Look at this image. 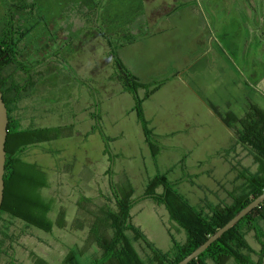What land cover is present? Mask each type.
I'll use <instances>...</instances> for the list:
<instances>
[{"label":"rangeland","instance_id":"1","mask_svg":"<svg viewBox=\"0 0 264 264\" xmlns=\"http://www.w3.org/2000/svg\"><path fill=\"white\" fill-rule=\"evenodd\" d=\"M18 1L0 0V20L6 15L8 4ZM39 1L46 9L36 8L35 16H43L45 22H41L25 37L21 61L29 69L32 68L33 73L38 72L37 77L40 80L29 98L20 104V112L23 113L21 123L23 127L60 125L59 131L64 134L59 143L62 149L59 166L57 164L55 172H45L41 175L48 185L40 188L39 192L47 200H52L53 208L49 217L53 221L58 219L60 209L65 210L66 225L59 227L55 223L52 231L48 232L6 216L11 224L9 237H5L1 247L0 264H39V258L46 264H61L70 248L78 246L83 249L88 245V227L75 229L73 224L78 212V199L84 195L91 197L98 204L106 199L113 204L111 184L121 179L126 180L125 177L134 187V203L131 208L133 223L156 247L162 251L170 250L173 238L183 241L185 231L170 220L164 205L145 197L149 179L158 172L166 173L169 180L177 184V190L191 204L209 211L210 204L231 202L236 187L242 183L240 174L256 171L259 163H256L250 150L242 145V148H237L238 156H232V150L227 151L232 153L227 162H220L216 156L212 157L209 163L215 167L211 169L212 174L209 176L189 175V181L180 182L191 169L189 162L184 158L186 150L178 147L165 149L159 156L153 157L134 109V97L114 77L112 56L108 54L105 40L99 37L94 29L86 30L85 25L80 22V15L76 10L81 0ZM161 1L145 0L143 14L138 16L135 23L142 28L138 29L137 36L153 31L156 27L153 25L154 19L170 10L167 1ZM221 2L223 3L220 6ZM242 2L244 0H189V13L194 18L189 21V28L186 29V44L181 46L186 47L189 44L191 48L193 42L195 52H202V35L205 40L208 38L210 44H217L219 8L224 7L228 31L234 32L233 36L238 43L240 41L244 44L248 37L251 38L248 45L252 51H256L257 69H263L264 0H253L252 8L255 13H252V16H247L242 10L237 13L236 9L242 8ZM73 3L77 6L75 9ZM73 10L75 13H72ZM257 15L263 16V20L255 32L250 30V25L256 22ZM179 45L173 44L164 50L162 56L165 57L156 60L178 59L181 52ZM132 48L135 49L129 60L135 70L139 71V75L130 71L141 77L151 59L147 55L146 46L139 44ZM249 54L254 56L253 52ZM46 57L53 59L48 61L44 59ZM240 65L243 71L245 66L241 63ZM163 77L158 76L153 80L157 81ZM253 78L251 81L256 84L251 95H264V88L260 83L257 84L258 77ZM143 91L145 90L141 88L140 94ZM260 96L258 103L264 108ZM32 146L34 147L30 150L31 153L25 150L24 160L30 162L29 160L33 159L42 163V147L38 144ZM180 157L186 160L185 164L175 163ZM209 163H206L204 168L209 167ZM261 224L264 228V223ZM105 236L110 242V231ZM247 238L255 250H261L262 246L254 231L249 232ZM136 246L144 256L149 251L141 241L136 242ZM92 252L93 248L87 246L82 259L87 254L92 255ZM253 256L255 260L260 258L258 254Z\"/></svg>","mask_w":264,"mask_h":264},{"label":"trees","instance_id":"2","mask_svg":"<svg viewBox=\"0 0 264 264\" xmlns=\"http://www.w3.org/2000/svg\"><path fill=\"white\" fill-rule=\"evenodd\" d=\"M73 6V9L77 7L75 3ZM39 7L46 9L39 0L12 2L0 20V90L9 116L5 143V188L0 209V251L5 237H9L11 221H7L8 218L19 219L28 226L48 232L52 231L55 223L59 227L66 225L65 210L60 209L58 219L53 221L49 217L53 208L52 200H47L39 192L40 188L48 185L44 176L41 178L45 172L23 157L28 147L62 135L52 127H23L21 123L23 113L20 112V104L29 98L40 80L38 72L33 73V69L21 61L25 37L41 22H45L43 16H35L36 8ZM144 7V0H81L76 12L86 30L94 29L105 40L108 54L112 56L114 77L133 95L134 109L145 140L156 158L161 145L145 118L143 102L161 84L181 72L145 83L123 63L118 49L138 38L140 25L135 23L138 16L143 14ZM44 59L49 61L53 58ZM141 88L145 90L143 95L139 92ZM209 105L232 130L237 141L247 147L256 163H259L256 171L240 174L242 183L232 194V201L210 204L209 211L199 209L177 190L176 183L169 180L166 173H156L148 180L144 195L164 205L170 220L185 231L183 241L173 238L171 249L162 251L133 223L131 208L134 203V187L125 177L126 180L111 184L113 204L109 199L98 204L84 195L78 199V212L73 224L75 229L88 227L86 242L87 246L93 248V252L92 255H84L82 259L87 246L83 249L74 246L61 264H177L264 191V109L250 104L247 112L238 116L232 111L222 112L212 103ZM261 222L264 223V200L188 264H263L264 228ZM109 231L110 242L105 236ZM251 231L255 232L262 246L260 251L255 250L248 241L247 235ZM138 241L149 250L145 256L137 249ZM254 254L260 256L259 260L254 259ZM38 263L46 264L40 258Z\"/></svg>","mask_w":264,"mask_h":264},{"label":"crops","instance_id":"3","mask_svg":"<svg viewBox=\"0 0 264 264\" xmlns=\"http://www.w3.org/2000/svg\"><path fill=\"white\" fill-rule=\"evenodd\" d=\"M166 1L170 10L154 19L155 29L149 34L138 36L134 41L119 48L118 54L127 64L128 69L139 75V71H136L131 64L129 56L135 49L132 48L133 46L139 44L146 46L151 63L146 68L145 74L140 73L141 77L137 75L145 82H151L158 76H171L176 72H181L161 84L143 102L145 118L161 145L158 156L165 149H177L176 147H178L186 150L184 158L189 162L191 169L186 172V176L180 180L181 182L189 181V175L206 174L209 176L212 174L211 169L215 167L209 163L212 157L216 156L220 162H227L232 153V156H238L237 148H242V144L237 141L232 130L223 123L209 103L222 112L232 111L238 116H243L250 104L261 107L258 103L260 95L254 97L251 95L252 88L254 89L256 84L251 80L254 79L253 76H257V84L260 83L264 88V68L257 69L256 51L255 49L252 51L248 45L251 38L248 37L244 44L240 41L238 43L233 36L234 32L228 31L229 25L226 24L227 16L224 7L219 8L217 44H210L208 38L205 40L202 35L200 38L203 45L202 52H195L193 42L191 48H189V44L186 47L181 46L186 44L184 42L187 38L186 29L189 28V21L194 18L189 13V0ZM222 3L219 5L221 6ZM252 6L253 0H244L242 8L236 9L237 13L242 10L247 16H252V13H255ZM261 17L263 16H256V22L250 25V30L255 31L259 28V23L263 20ZM183 28L185 31H182ZM200 40L198 39V41ZM173 44H180L181 52L178 59L156 60L165 57L162 56L164 50L166 51ZM252 52L254 56L249 54ZM239 62L245 66L244 73ZM144 93L145 91L141 95ZM112 95L113 93H111ZM263 97L264 95L260 96L262 103H264ZM38 127H52L57 129V133H60V125ZM63 136L64 134L38 143L42 147L41 150L44 151L42 163L33 159L28 160L38 164L41 170L46 173L55 172V167L57 164L59 166L62 155L59 143ZM33 147H28L26 151H32ZM228 150H232V153H228ZM241 152L245 154L244 151ZM245 156L247 155L245 154ZM184 158L180 157L175 163L183 162L185 164ZM206 163H209L211 168L210 166L204 168ZM200 166L203 167L200 168Z\"/></svg>","mask_w":264,"mask_h":264},{"label":"water","instance_id":"4","mask_svg":"<svg viewBox=\"0 0 264 264\" xmlns=\"http://www.w3.org/2000/svg\"><path fill=\"white\" fill-rule=\"evenodd\" d=\"M3 93L0 90V209L4 198V174H5V162H6V149L5 143L8 134V109L5 101L3 100ZM264 200V191L258 196L253 198L247 205L241 208L232 218H230L223 226L218 228L213 234H211L203 243L181 259L177 264H188L191 260L198 257L204 252L213 242L221 237L232 226L239 222L245 215L250 213L254 208L259 206Z\"/></svg>","mask_w":264,"mask_h":264}]
</instances>
